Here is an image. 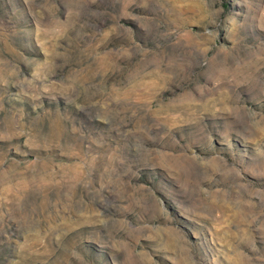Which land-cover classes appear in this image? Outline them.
<instances>
[{"label": "rangeland", "instance_id": "obj_1", "mask_svg": "<svg viewBox=\"0 0 264 264\" xmlns=\"http://www.w3.org/2000/svg\"><path fill=\"white\" fill-rule=\"evenodd\" d=\"M0 264H264V0H0Z\"/></svg>", "mask_w": 264, "mask_h": 264}]
</instances>
